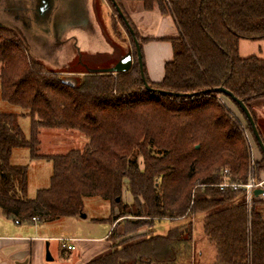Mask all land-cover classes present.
Listing matches in <instances>:
<instances>
[{"label":"trees","instance_id":"obj_1","mask_svg":"<svg viewBox=\"0 0 264 264\" xmlns=\"http://www.w3.org/2000/svg\"><path fill=\"white\" fill-rule=\"evenodd\" d=\"M153 2L172 15L178 35L170 38L172 57L159 82L149 81L143 68L147 83L174 93L205 92L147 91L135 52L124 73L63 75L30 57L19 36L0 27V97L30 117L32 135L24 138L17 113L0 111V211L16 222L78 217L84 198L97 196L116 207L112 221L124 217L137 226L188 218L162 236H121L85 264H192L191 218L202 215L217 264H264V197H252L248 207L242 189L217 186L224 168L236 183L249 174L264 179V158L252 159L250 127L236 104L207 91L229 90L253 117V103L264 99V59L239 56L238 42L264 39V0H143L144 8ZM40 128L75 129L88 141L65 154H39ZM23 147L52 165L49 186L33 198L27 197V167L9 161L12 149ZM123 188L130 203L121 200Z\"/></svg>","mask_w":264,"mask_h":264},{"label":"rangeland","instance_id":"obj_2","mask_svg":"<svg viewBox=\"0 0 264 264\" xmlns=\"http://www.w3.org/2000/svg\"><path fill=\"white\" fill-rule=\"evenodd\" d=\"M94 2L96 3L97 18L100 25L102 26L103 35L109 38L111 36L112 42L115 40V43L119 45L120 50L123 52L124 49L122 47L126 45V37L127 39H130V36H126L122 30L125 29L124 25H122L123 23L119 20V16L117 15L114 7L112 6L111 2H108V0H95ZM73 23L74 22L70 24L68 30L66 27L63 30V38L66 41H75L74 44L71 43L74 45V50L72 51L75 53V55L69 62H67L69 69L63 65L60 60L59 66L55 64L54 60L43 62L47 69L53 70L63 75H72L71 72H73V70L83 71L88 70L87 67L109 66V64H112V62H109V60L99 57L98 53L81 49L79 42L84 38L81 37V35H85V27H81L77 24L73 25ZM75 34L76 36L74 37L73 35ZM43 45L45 47L48 46L46 42ZM80 50L82 55H79ZM84 52L86 54H83ZM80 56H82L81 59L78 58ZM82 61L85 62L87 67L82 64ZM0 110L17 113V122L22 130L24 138L26 140L31 139V121L29 116L22 114L23 110H21L19 107L12 106L7 102L2 101L1 98ZM249 135L252 138V134ZM38 141L39 145L37 152L39 154L57 155L65 154L72 149H82L85 143H87L88 138L75 129L40 128ZM9 161L12 164L25 165L27 167L28 198H33L38 189L49 186L52 171V165L50 161L40 157L33 158L31 156L30 149L26 147L13 148ZM138 161L141 162V158H139ZM121 200L124 203L131 202V196L125 190V188H123ZM111 210L115 212L117 211L112 202L97 196L87 197L83 200L82 210V212L86 214L85 218H80L79 216L74 218L63 217L51 221H41V231L43 233L47 232L50 236H52V238L71 236V234L97 236L100 235L105 228H107V224L110 227L111 223H115L117 221H112L109 219ZM93 218L104 219L102 221H93ZM201 218L202 215H195L191 218L192 246L190 254L192 257V264H217L214 245L203 234ZM184 219L185 220H183V218L177 220L161 219L156 220L152 225L150 222H146V224H141L139 222L138 225L135 226L134 223L128 222L130 220H126L124 217L120 218L118 224L113 226V235L110 236L111 245L114 246L119 241L121 236L128 238L129 235H136V233H153L160 236L165 235L170 228L182 226L184 221L186 222L188 218ZM48 240L54 248L56 245L54 239ZM58 244L60 246V243Z\"/></svg>","mask_w":264,"mask_h":264},{"label":"crops","instance_id":"obj_3","mask_svg":"<svg viewBox=\"0 0 264 264\" xmlns=\"http://www.w3.org/2000/svg\"><path fill=\"white\" fill-rule=\"evenodd\" d=\"M91 2L92 0H88L87 4L91 5ZM121 4L123 14L139 37L146 77L149 81L157 83L162 79L165 62L172 57L170 38L178 35L175 20L169 13H162L157 2H153L151 9L144 8L143 0H121ZM90 21L93 25L92 34L83 36L84 38L79 42L81 49L98 53L99 57L106 60L116 61L122 52L119 45L115 43V40L112 42L111 36L109 38L103 35L102 26L99 27L95 19L91 18ZM125 29L122 30L127 36V29ZM125 43L126 45L122 47L123 52L129 49L134 53L131 39L126 37ZM238 54L241 57L256 55L264 59V39H240ZM251 109L264 142V99L256 100ZM250 142L252 159H260L261 153L251 137ZM258 196L264 197V194ZM260 211L264 217V205L260 207ZM117 221L111 223L110 227L107 224V228L97 236L71 234V236L52 238L47 232L41 231L42 228L37 219L16 222L0 211V264H85L109 250L111 232L113 226L118 224ZM61 238L67 239V243H71L75 248L73 250L61 248L58 244ZM48 239H54L56 242L54 248ZM46 243L52 257L51 261L45 259Z\"/></svg>","mask_w":264,"mask_h":264},{"label":"water","instance_id":"obj_4","mask_svg":"<svg viewBox=\"0 0 264 264\" xmlns=\"http://www.w3.org/2000/svg\"><path fill=\"white\" fill-rule=\"evenodd\" d=\"M94 1L95 0H92L90 5L87 4L88 0H0V27L13 30L19 36L27 53L33 59L42 63L54 60L57 66H59L60 60V62L68 68L69 65H67V62H69L75 55L72 51L74 50L73 44L75 41H66L63 38V30L65 27L68 30L70 24L74 22L73 25L77 24L81 27H85V34L90 36L92 34L91 28L93 27L90 21L91 18L92 20L95 19L97 25L100 27L101 25L97 18L96 3ZM109 1L114 7L119 18L123 21L127 32L131 35L139 73L147 91L176 96H192L205 92V90H202L182 94L151 87L147 83L144 76L140 46L137 38L135 37L134 31L116 0ZM73 36L75 37L76 34ZM81 37H83V35H81ZM45 42L48 44L46 47L43 45ZM79 55H82L81 50ZM133 55L134 54L128 49L125 52H121L116 61L114 59H109V62H112L109 66L87 67L83 61L82 64L88 68V70L84 71L89 73H124L131 69L133 65ZM81 57L82 56L78 58L81 59ZM207 91L221 93L236 104L248 122L250 132L264 158V143L259 135L253 117L245 104L240 99L235 97L229 90L223 87L207 89ZM260 194H264V188H256L253 190L254 196H258ZM79 217L85 218L86 214L81 212ZM45 259L47 261L52 260L47 243L45 247ZM146 264H150V262H147Z\"/></svg>","mask_w":264,"mask_h":264},{"label":"built area","instance_id":"obj_5","mask_svg":"<svg viewBox=\"0 0 264 264\" xmlns=\"http://www.w3.org/2000/svg\"><path fill=\"white\" fill-rule=\"evenodd\" d=\"M247 138L250 142V135H247ZM250 144H251V142H250ZM221 173H222V177L220 179V182L217 185L218 188L220 190H223L225 188H230L232 190H236L239 188L242 189L248 207H250V205H251L252 197H255L253 195V190L256 188H264V179L255 180L251 176V174L248 175L247 180L244 183H236V182L228 180L229 171L227 170V168H224L221 171ZM33 219H36V218H33ZM59 243H60V247L63 249L73 250L75 248L74 245H72L71 243H67V239H65V238L59 239Z\"/></svg>","mask_w":264,"mask_h":264}]
</instances>
